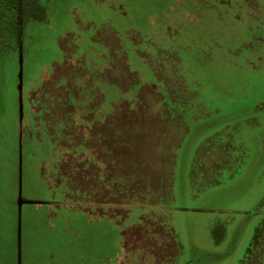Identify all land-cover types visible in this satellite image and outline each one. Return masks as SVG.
Masks as SVG:
<instances>
[{"label":"rangeland","instance_id":"374dc122","mask_svg":"<svg viewBox=\"0 0 264 264\" xmlns=\"http://www.w3.org/2000/svg\"><path fill=\"white\" fill-rule=\"evenodd\" d=\"M40 2L0 57V264H264V0Z\"/></svg>","mask_w":264,"mask_h":264},{"label":"trees","instance_id":"16d2710c","mask_svg":"<svg viewBox=\"0 0 264 264\" xmlns=\"http://www.w3.org/2000/svg\"><path fill=\"white\" fill-rule=\"evenodd\" d=\"M40 0H0V57L18 51L30 19L45 20Z\"/></svg>","mask_w":264,"mask_h":264},{"label":"crops","instance_id":"0c3cea01","mask_svg":"<svg viewBox=\"0 0 264 264\" xmlns=\"http://www.w3.org/2000/svg\"><path fill=\"white\" fill-rule=\"evenodd\" d=\"M116 84L115 83H111V84H107V87H108V93H107V91H106V93L109 95L110 94V96H111V98H118L119 97V92H118V87L117 86H115ZM105 93V97H104V99H106V94ZM107 95V96H108ZM180 117H181V121L183 122V115L182 114H180ZM180 121V120H179ZM183 140V139H182ZM182 144V143H181ZM181 148V145L179 146V149ZM178 151V150H177ZM176 151V170H175V172H174V182H175V186H176V180H177V171H178V162H179V153ZM196 160H197V157H196V159H195V161L193 160V163L195 164V162H196ZM192 171H193V169H192ZM190 175H191V177L193 178V174L192 173H190ZM192 181H193V179H192ZM173 208H174V206H173ZM88 222H91V221H89L88 220ZM95 221H92V223H94ZM95 226L97 227V229H98V227H99V225H97L96 223H95ZM101 227V226H100ZM88 228V227H87ZM82 232H81V235L83 236V239H84V237H86V241H89V239L91 238V235L93 234V235H95V237H94V239L96 238H98V231H96V233H92V234H89V232H88V230H84V229H82L81 230ZM93 239V240H94Z\"/></svg>","mask_w":264,"mask_h":264},{"label":"water","instance_id":"95a60500","mask_svg":"<svg viewBox=\"0 0 264 264\" xmlns=\"http://www.w3.org/2000/svg\"><path fill=\"white\" fill-rule=\"evenodd\" d=\"M21 48H22V42H21V44H20V46H19V50H21ZM22 57V54H21V56H20V58Z\"/></svg>","mask_w":264,"mask_h":264}]
</instances>
